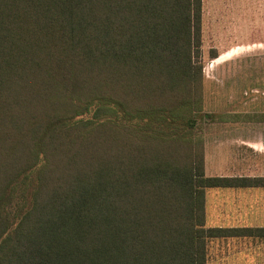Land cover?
Segmentation results:
<instances>
[{
	"label": "trees",
	"instance_id": "trees-1",
	"mask_svg": "<svg viewBox=\"0 0 264 264\" xmlns=\"http://www.w3.org/2000/svg\"><path fill=\"white\" fill-rule=\"evenodd\" d=\"M201 0H0V264H205ZM220 53L211 50L210 58ZM89 113V114H87Z\"/></svg>",
	"mask_w": 264,
	"mask_h": 264
},
{
	"label": "rangeland",
	"instance_id": "rangeland-1",
	"mask_svg": "<svg viewBox=\"0 0 264 264\" xmlns=\"http://www.w3.org/2000/svg\"><path fill=\"white\" fill-rule=\"evenodd\" d=\"M201 30L202 117L195 130L202 140L204 174L264 175V0H201ZM211 50L220 51L219 57L210 58ZM236 187L243 189L241 197L229 193L231 201L219 203V212L212 207L218 202L208 205L207 190L222 187L204 188L205 225H264V200L242 195L249 193L246 188L264 186ZM230 207L238 215L223 221L218 213L234 212ZM220 239L264 246L262 237H218L208 240L207 254L210 247H223Z\"/></svg>",
	"mask_w": 264,
	"mask_h": 264
},
{
	"label": "crops",
	"instance_id": "crops-1",
	"mask_svg": "<svg viewBox=\"0 0 264 264\" xmlns=\"http://www.w3.org/2000/svg\"><path fill=\"white\" fill-rule=\"evenodd\" d=\"M220 52V51H219ZM217 52V54L219 53ZM219 57V55H218ZM264 189V188H263ZM225 190V191H223ZM248 190V194H242L246 195L248 200H253V201H263L264 200V190H258L256 188L250 189L246 188ZM211 191V192H210ZM241 191L243 189L241 187H222V188H215L213 190L208 189V205L212 206L213 202H218V205H213L212 207H216L215 209L218 210L220 207V204L222 201L223 202H229L230 200V194L232 192H235V197L240 198L241 197ZM254 191V192H252ZM261 191V192H259ZM222 192H226V194H223ZM204 206L206 204V193L204 194ZM233 195V194H232ZM220 201V202H219ZM255 206V204H254ZM230 210L234 212H226L223 211L222 213H218V216L222 217L221 219L223 221H227V217L229 215H238L236 213V208L235 207H230ZM252 211V208H251ZM219 212V210H218ZM253 212V211H252ZM257 213L254 212V216H256ZM219 223H216L219 226H235V225H220L222 222L218 221ZM234 237V236H230ZM220 238V237H219ZM222 238V237H221ZM235 239V238H233ZM232 239H220L221 244H223V247L217 246L214 248L209 249L208 252V257L205 261V264H264V246L263 244H254V245H242V246H235L233 242H231Z\"/></svg>",
	"mask_w": 264,
	"mask_h": 264
}]
</instances>
